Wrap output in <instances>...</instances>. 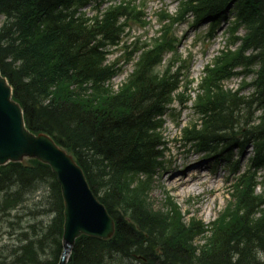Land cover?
I'll list each match as a JSON object with an SVG mask.
<instances>
[{"label":"trees","instance_id":"obj_1","mask_svg":"<svg viewBox=\"0 0 264 264\" xmlns=\"http://www.w3.org/2000/svg\"><path fill=\"white\" fill-rule=\"evenodd\" d=\"M103 2L0 0V72L13 89L27 128L49 135L73 155L115 221L109 241L78 239L68 264H261L264 173L261 182L256 180L257 172L264 171V0H181L175 18L165 12L159 16L158 37L132 43L127 59L138 52L139 57L116 92L106 85L117 68L116 63L104 64L105 49L119 46L127 24L145 22L131 1L109 5L90 18L81 12L90 3L99 7ZM231 4L235 21L230 34L239 26L246 34L237 49L221 52L214 66L206 68L202 94L194 102L200 122L183 134L199 151L218 154V149L227 153L250 146L253 155L213 222L205 226L191 217L183 224L174 204L165 205L163 215L148 197L162 157L157 132L161 121L156 117L172 103L186 70L176 52L173 26L191 13L195 25L209 21L213 30ZM166 53L172 56L159 72ZM256 64L255 91L249 98L222 90L220 82L233 70L250 71ZM177 97L181 102L189 99L185 94ZM258 109L263 112L255 116ZM258 183L261 194L255 193ZM39 187L50 188L55 217L46 227L36 224L33 236L25 245L12 247L1 264H57L63 206L47 166L29 161L28 166L1 167L0 211L13 209ZM197 239L201 244H194Z\"/></svg>","mask_w":264,"mask_h":264},{"label":"rangeland","instance_id":"obj_2","mask_svg":"<svg viewBox=\"0 0 264 264\" xmlns=\"http://www.w3.org/2000/svg\"><path fill=\"white\" fill-rule=\"evenodd\" d=\"M109 2H117L119 0H108ZM135 2L145 3V20L149 22L148 26L141 29L135 25H131L130 29H127V36L123 38V42L129 38L128 43L135 37L150 38L155 36L159 26L157 24L156 16L160 10L166 9L169 13H174L177 8L176 0H135ZM107 6L104 3L99 11H102ZM83 11L88 17H92L97 13L91 6H86ZM191 18H189L190 20ZM3 18L0 17V25ZM225 28L223 26L217 31L212 37L213 40H205L203 35L205 34L206 27L200 29L191 27L190 25H181L177 28L176 34L178 37L182 38L181 45L179 47L182 54H189L190 58V78L191 85L193 89H196L197 83L202 76L203 67L209 64L211 60L219 53L223 48L224 39L222 35V30ZM239 37L244 35V31L240 30L238 32ZM116 59L120 66L119 73L111 80L110 85L114 91H116L120 85L125 81L127 76L132 71V66L130 63L124 62L123 50L115 51L112 53L107 62H112ZM198 68V71L194 69ZM255 70L258 68L255 67ZM186 74V73H185ZM184 74V75H185ZM255 79V75H248L245 78H234L231 81L225 83L226 89H236L239 83L242 81L246 83H251ZM252 88L243 89L241 94L243 96H249L252 93ZM194 96V95H192ZM176 113L180 111L179 119L176 127V123H172L170 119L165 118V125L162 130V136L166 141L168 152H165L164 160L166 164L164 168L155 175L153 178V185L151 190L148 192L149 200L153 204V209L157 210L161 207V212H166L164 208V200L170 198L175 204L178 212L180 213V222L186 224L188 219L192 217L202 222L203 225H208L211 223L218 214L224 209L227 202H229V193L231 192V184L234 177L230 175V167L228 165V160L223 157L207 158V155L202 153H195L192 150L184 148L181 143V133L180 129L186 124L192 122L194 119V112L189 107L184 109L176 106ZM262 112L259 110L256 112V116ZM252 155V151L247 149L242 154L237 151L231 152V159L234 165L236 164L239 172H243L249 162V158ZM192 163L199 162L204 166L206 178L208 181L215 177V175H220L216 179V185H219V189H213L211 192L208 187L200 188L203 190L201 193H189L180 197L177 195L178 189L169 184L171 177L184 178L188 173L189 167L188 162ZM199 170V167L197 171ZM193 172V170H191ZM190 171V172H191ZM198 177H201V173H198ZM261 187L257 189L256 194H261ZM168 204V203H167ZM52 193L49 188L42 187L39 191L32 194H28L25 197V202L18 206L14 211L10 213L0 215V259L4 258L10 253L12 247H17L18 242L20 244L18 247L25 245V241L33 236V233L37 231L36 224L46 227L50 224L52 220ZM169 213V211H168ZM17 217H16V216ZM9 218H8V217ZM35 226V227H32ZM194 244H201V240H195ZM260 263L264 264V255L259 254L258 257ZM1 264V261H0Z\"/></svg>","mask_w":264,"mask_h":264},{"label":"water","instance_id":"obj_3","mask_svg":"<svg viewBox=\"0 0 264 264\" xmlns=\"http://www.w3.org/2000/svg\"><path fill=\"white\" fill-rule=\"evenodd\" d=\"M11 96V87L0 75V167L26 159L49 166L60 187L64 206L62 251L57 264H67L77 238L109 240L114 234V222L92 194L71 156L48 136L35 137L25 129L22 110Z\"/></svg>","mask_w":264,"mask_h":264},{"label":"bare ground","instance_id":"obj_4","mask_svg":"<svg viewBox=\"0 0 264 264\" xmlns=\"http://www.w3.org/2000/svg\"><path fill=\"white\" fill-rule=\"evenodd\" d=\"M194 71H198V68L195 67ZM188 165L192 168L189 169V173L184 178L171 177L169 180V184L178 189V196L183 197L192 192L196 194L201 193L203 190L200 187H203L205 182H208L204 186L210 189L208 192H211L213 189H219V185H216V179L219 178L220 175H215V177L212 176L213 178L210 179L211 181H208L205 170H203L204 166H202L201 163L198 165L197 163H192V161H190L188 162ZM198 167L199 170L197 171ZM191 170H193V172ZM198 173H201V177H198Z\"/></svg>","mask_w":264,"mask_h":264}]
</instances>
